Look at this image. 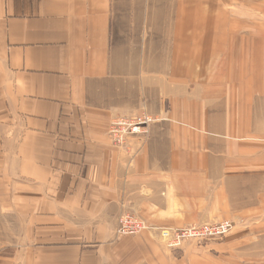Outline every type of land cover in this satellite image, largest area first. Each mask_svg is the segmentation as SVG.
<instances>
[{
  "label": "crops",
  "instance_id": "0c3cea01",
  "mask_svg": "<svg viewBox=\"0 0 264 264\" xmlns=\"http://www.w3.org/2000/svg\"><path fill=\"white\" fill-rule=\"evenodd\" d=\"M261 220L264 0H0V264H242Z\"/></svg>",
  "mask_w": 264,
  "mask_h": 264
},
{
  "label": "built area",
  "instance_id": "2783aa9c",
  "mask_svg": "<svg viewBox=\"0 0 264 264\" xmlns=\"http://www.w3.org/2000/svg\"><path fill=\"white\" fill-rule=\"evenodd\" d=\"M156 121L153 115L140 113L116 117L110 121L108 134L117 146H124L130 137L147 138L150 126ZM159 231L162 243L171 249L179 248L183 242L201 243L224 238L233 228L230 220L224 219L212 223L191 224L179 228L154 227ZM151 229L143 219L129 214L117 218L115 233L118 236L135 235Z\"/></svg>",
  "mask_w": 264,
  "mask_h": 264
},
{
  "label": "rangeland",
  "instance_id": "374dc122",
  "mask_svg": "<svg viewBox=\"0 0 264 264\" xmlns=\"http://www.w3.org/2000/svg\"><path fill=\"white\" fill-rule=\"evenodd\" d=\"M254 237H249V241L247 236L243 237L246 242L243 245L244 254H241L242 264H264V220H261V237H255L257 240L253 241Z\"/></svg>",
  "mask_w": 264,
  "mask_h": 264
}]
</instances>
